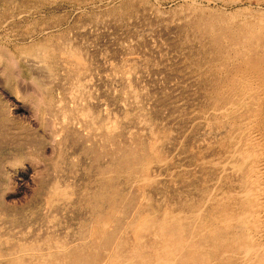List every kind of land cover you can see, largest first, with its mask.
Segmentation results:
<instances>
[{
  "label": "rangeland",
  "instance_id": "obj_1",
  "mask_svg": "<svg viewBox=\"0 0 264 264\" xmlns=\"http://www.w3.org/2000/svg\"><path fill=\"white\" fill-rule=\"evenodd\" d=\"M195 1L202 6H191L192 0H0V47L13 53L15 62L23 69L15 63L17 67L11 65L6 72L4 62L0 66V111L11 118L17 135L15 140H8L0 133V211L4 214H0V252L3 255L10 253L6 241L12 245L23 242V238L30 241L38 236L42 242L34 244V248L44 253L55 252L54 242L65 239L67 226L74 231L78 229L76 220L68 221L70 212L78 211L77 205L65 212L62 204L65 197L56 195L55 189L51 200L46 201V190L55 173L67 175L73 156L80 149L79 146L58 148L52 136V117L47 113L43 118L44 106L38 107L36 103L44 93L53 96L55 106L72 108L77 104L100 111L104 122L116 128L114 135L120 145L135 148L134 142L139 141L146 145L148 158L159 154L169 159L168 169L162 170L156 183H146L140 178L128 181L124 172L119 175L118 185L127 196L135 195L138 204L148 208L170 203L173 207L180 201L185 207L203 208L209 199L207 207L224 203L235 210L233 202L225 197H228L226 191H240L231 163L238 159L233 154L238 145H234L241 140L238 138L248 134V121L241 122L245 119L239 118L243 111H234L229 106L214 111L210 95L205 92L207 87L203 85L217 75L212 69L215 60L189 56L188 48L198 47L200 38L185 25L207 5L211 9L236 11L247 6L264 8V0L259 3L258 0ZM67 48L82 52L85 68H77L76 61L63 53ZM51 49L56 59H50L48 65L40 63L38 68L40 61L36 63L35 59L51 53ZM27 61L36 63L34 71L43 85L49 87L44 88L40 82L39 90L38 82L23 68ZM27 94L31 97L26 98ZM75 96L83 99L75 100ZM259 130L264 143V129L260 126ZM114 149L115 146H110L109 154ZM57 157L60 161H56ZM107 160L110 162V157ZM56 162L59 172L53 167ZM150 165L148 174L153 178L160 166L155 162ZM140 170L138 166L139 175ZM77 179L85 181L84 174ZM71 185L75 187L62 186V189L77 198L79 189ZM121 216L119 213L118 217ZM128 237L132 241L133 236L128 234ZM48 241L49 245H45Z\"/></svg>",
  "mask_w": 264,
  "mask_h": 264
},
{
  "label": "bare ground",
  "instance_id": "obj_2",
  "mask_svg": "<svg viewBox=\"0 0 264 264\" xmlns=\"http://www.w3.org/2000/svg\"><path fill=\"white\" fill-rule=\"evenodd\" d=\"M192 1L191 6H202L201 3ZM207 8L201 9L199 14L190 18L185 25L200 38L199 46L190 47L187 52L191 57H209L215 60L216 64L212 63V69L217 75L210 81H205L203 85L207 87L205 92L210 95L214 111L219 107L229 106L234 111H243L239 118L245 119L241 122L248 121V134L238 138L241 140L234 145L238 146L233 150V156H238V159L231 163L238 176L236 185L240 191H226L228 197H225L233 202L235 210L228 208L224 203L217 207H207L209 199L208 202L206 199L203 208L194 207L198 205L185 207L180 201L174 203L173 207L170 203L163 206L151 205L148 208L138 204L135 195L127 196L118 185L119 175L124 172L128 175V181L140 178L146 183H156L157 178L162 175V170L168 169L169 159L159 154L148 158L146 145L139 141L134 142L135 148L120 145L118 137L114 135L116 128L109 127L104 122L100 111L95 112L92 107L77 104L72 108L63 107L62 104L55 106L52 104L53 96L47 97L42 90L44 94H41V98L38 97L36 103L38 107L44 106L43 118L47 113L52 117V136L58 148L64 150L67 146H79L80 149L79 154L73 156L69 167L68 174L71 175L57 174L56 171L59 170L56 166L59 162L53 166L56 177L46 190V201L51 200L52 190L55 189L56 195L62 194V197H65L62 199L65 212L77 205L78 211L70 212L72 216L68 221L76 220L78 229L74 231L70 225H66L68 229L65 239L54 242L55 252L44 253L43 250L34 248V244L42 242L39 236L36 239L31 238L30 241L23 238V242L12 245L6 241L10 253L5 256L0 252V264H264V143L263 136L259 133L260 126L264 129V8L260 5L256 9L247 6L236 11L211 9L208 5ZM38 52L35 53L39 55ZM63 53L76 61L77 68L86 67L80 50L67 48ZM33 58L35 59L34 56ZM38 59L35 61H40L39 68L41 64L48 65L50 59L54 61L56 58L51 49V53L38 56ZM15 61L13 53L7 51L6 47H0V66L4 62V71H9L11 65L17 67L16 64L22 69V65ZM36 63L24 62L23 68L25 67L32 80L38 82L40 90L42 86L45 88L50 85L45 83L44 86L39 79L34 71L37 70V66L33 65ZM42 72L45 73V69ZM52 79L54 81L55 77ZM80 82L77 79V83ZM15 92L19 97V91L16 89ZM25 96L31 97L28 94ZM74 99L83 98L75 96ZM56 112L60 114L56 115ZM9 118L7 113L0 111V133L5 139L15 140L17 135ZM228 139L232 141L231 138ZM110 146H115L111 154ZM154 150L153 146V153ZM59 157L56 161H60L62 157ZM153 162L158 163L160 168L157 175L151 178L148 167ZM138 166L141 167L140 175L136 173ZM82 173L85 181L77 179ZM221 178L222 176L219 180ZM71 184H75L79 189L77 198L62 189V186L73 187ZM153 190L158 189L153 187ZM58 207L56 206V209ZM186 212L190 213L191 217L183 215ZM119 213L122 214L120 218ZM0 214L3 213L0 211ZM110 227L112 229H109ZM128 234L133 236L132 241ZM1 241L0 236V247ZM28 244L31 245L27 248ZM45 245H49V241L45 242Z\"/></svg>",
  "mask_w": 264,
  "mask_h": 264
}]
</instances>
